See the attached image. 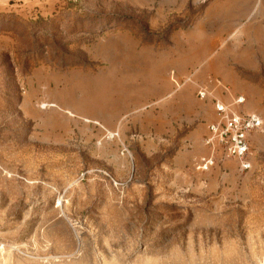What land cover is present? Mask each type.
<instances>
[{
  "label": "rangeland",
  "instance_id": "obj_1",
  "mask_svg": "<svg viewBox=\"0 0 264 264\" xmlns=\"http://www.w3.org/2000/svg\"><path fill=\"white\" fill-rule=\"evenodd\" d=\"M214 99L264 118V0H0V264H264Z\"/></svg>",
  "mask_w": 264,
  "mask_h": 264
},
{
  "label": "built area",
  "instance_id": "obj_2",
  "mask_svg": "<svg viewBox=\"0 0 264 264\" xmlns=\"http://www.w3.org/2000/svg\"><path fill=\"white\" fill-rule=\"evenodd\" d=\"M208 94L206 89L198 92L201 99L207 98ZM245 103L244 96L235 100V105ZM213 106L217 118L208 125V134L204 140L209 154L199 168L203 171L210 170L216 166L220 157L237 162L243 172L251 171L254 167L251 137L253 133L262 130V117L256 113L236 111L232 109V105L218 99H214Z\"/></svg>",
  "mask_w": 264,
  "mask_h": 264
},
{
  "label": "crops",
  "instance_id": "obj_3",
  "mask_svg": "<svg viewBox=\"0 0 264 264\" xmlns=\"http://www.w3.org/2000/svg\"><path fill=\"white\" fill-rule=\"evenodd\" d=\"M221 101V100H220ZM256 110V109H255ZM250 113H256V112H250ZM257 114V113H256ZM259 115V114H258ZM263 119V127H264V118H262ZM262 130H263V128H262ZM261 130V131H262ZM261 131H258V132H255V133H253V135H252V139H254V141H256V143L259 141V143H261V141L263 140V134L264 133H259V132H261ZM264 131V130H263ZM205 157H203V158H201V161H200V164L202 163V161H203V159H204Z\"/></svg>",
  "mask_w": 264,
  "mask_h": 264
}]
</instances>
